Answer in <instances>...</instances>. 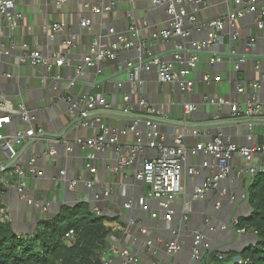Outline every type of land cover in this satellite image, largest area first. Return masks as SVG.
<instances>
[{
  "label": "crops",
  "instance_id": "1",
  "mask_svg": "<svg viewBox=\"0 0 264 264\" xmlns=\"http://www.w3.org/2000/svg\"><path fill=\"white\" fill-rule=\"evenodd\" d=\"M107 1L66 0L62 3L59 0H17L10 8L17 18V24L14 26L2 23V15H0L1 40L6 47L14 44L10 49L11 55L8 58L10 62H0V116L11 117L10 122L0 131L5 134L14 133L31 123L41 125L46 132L58 138L52 143L56 153L49 156L41 152L44 148L42 141H33L31 144L28 143L29 145L26 142L22 145H14L16 151L14 163L27 165L30 155L36 157L35 167L42 172L41 175L35 176L28 173L26 177V192L29 199L23 198L15 189L17 177L10 174L13 164H10V160L6 158L0 146V178L7 180L5 183L0 182V204L5 205L9 210L11 227L16 234L33 235L43 222L53 219L63 207L72 208L84 202L89 193L94 197L93 192L103 186L107 189L109 197L96 203H99V210L105 217L104 223L110 229L101 254L103 259L110 260L109 264H122V258L112 253L113 246L126 247L132 252L138 259L132 264H195L189 250L193 238L188 234L189 231L204 235L203 238L208 246L211 248L217 246L227 254L226 257L218 258L213 257L216 250L207 252L202 263L233 264L232 257L248 246L251 242L248 235L252 232L238 233L232 228L221 227L222 220L227 219L229 215L230 221L246 218L251 213L252 208L245 197L246 191L248 192V174L243 170L253 165L259 166L263 169L261 173H264V155L255 154L249 162L234 155L229 164L231 177L220 181L217 187L206 191L203 197L193 199L195 188L200 186L205 176L212 172V165L204 166V162L209 161V157L202 153L199 155L192 153L190 150L197 142H205L209 137L216 136L218 132L225 134H217L222 136L224 141L238 145L264 144V87L253 90L250 86L251 81L258 79L264 71V28L257 27L256 17L253 14L245 13L242 17H237L232 25L227 21L220 38L209 49L205 47L201 50L183 49L180 45H173L174 38H178L182 44L186 43L185 45L188 46L191 38L199 43L206 36L204 22L209 18H222L228 12L242 9L243 3L239 0H202L186 4V9L195 15L193 22L186 20L183 25L185 31L189 32L190 38L183 39L179 34H174L168 41H161L150 38V34L153 29L169 26L170 18L164 6L153 5L151 0L132 2L116 0L112 10L106 14L93 13L83 7L86 2L98 5ZM256 3L259 7H264V0H256ZM128 11L131 15H128ZM86 18H89L90 23L86 26L81 25V21ZM58 21L64 22L65 27L55 32L54 38L51 39L50 26ZM107 23H110L116 33L121 34L128 33V27L134 26L137 30L135 36L137 43L141 46L149 45L150 50L159 58L172 59L174 54H181L182 60L174 62L176 69L186 65L185 52L190 55L198 54L196 66L188 75L193 80L192 88L184 92L178 85L160 83L155 69H150L140 73L138 84L141 85V91L134 97L128 81L126 65L128 62H136L140 59L141 52L136 47L121 50L116 58L101 63L99 73L88 67L78 72L76 65L88 52L91 39L100 31H104ZM233 31L238 34L234 39L230 36V32ZM73 33L77 35L75 45L67 54L68 57L66 55L64 64L51 72L47 73L42 65L33 66L17 62L20 55L31 49H36L47 57L58 55L63 47L62 40ZM110 37L105 36L102 41L107 45ZM24 43L28 44V48L23 47ZM216 54L222 57L221 60L211 62L210 57ZM234 56L243 60L234 62L232 58ZM236 63L240 64L238 68L235 67ZM8 72L11 73L9 77L6 76ZM55 73L61 76L58 85L52 83L51 77ZM43 75L46 77L42 80ZM205 75H208L207 81L204 80ZM215 77L219 79L215 80ZM71 80H74V83L70 86ZM238 86H243L244 91L239 92ZM68 92L74 98L83 92L104 95L112 108L117 107V110L98 107L94 112L97 111L96 113L101 115L104 123L114 127H122L123 124L130 123L129 116L116 113L119 111L118 107L122 105L124 95L132 94L130 97H134L130 99L132 105L128 112L131 113L139 109L137 98L145 97L157 109L156 118L160 123L157 139L162 137L167 143H170L173 123H180L187 118L188 128L198 129L200 134L192 135L187 130L183 137L186 148L182 161L183 191L170 203V208L173 210L171 219L164 217L155 219L151 216L150 210H160L158 202L148 197L146 185L134 177V171L153 154V150L147 145L149 130H142L140 127L142 151L136 153L134 163L123 171H115L113 166H108L111 161V150L107 152V157L102 155L98 157L94 155L93 149L77 142V139L85 140L94 136L97 130L93 126L74 129L69 123L70 111L58 105L60 101L64 102L63 96ZM252 92L255 94V101L263 105V111L254 119L253 127L249 132L251 138L245 133L243 126L247 117L232 116L231 106L227 103L220 107H211L206 99V96H219L239 104L244 109ZM21 101L25 103L30 113V123L24 122L18 113V105ZM191 104H195V108L187 113L186 110ZM213 108L216 111L215 117H213ZM231 119L237 120L236 125L230 124ZM209 129L213 136H208ZM135 141L136 136L129 133L120 139L119 147L126 153ZM46 144V147L50 146L48 142ZM28 149L31 151L30 154ZM87 162L95 168L94 172L85 166ZM81 165L82 171H80ZM2 167L6 168L2 170ZM189 168L195 169L196 172L188 173ZM61 171H64V174ZM79 172L88 173L92 177L91 189L84 182H78L68 187V190L65 185H58L59 181L71 182ZM221 197H225L226 201H222ZM129 201L135 202L136 205L124 208V204ZM35 202L42 203V206L36 205ZM139 202L146 203L150 210L141 209ZM177 213H179V221L175 223ZM208 223L214 227L210 228ZM156 228L163 229L164 232L168 231L166 234L171 239L175 234L180 237L184 234L186 243H182L180 251L175 255H168L165 249L168 240L162 246L158 244ZM137 240L140 243L138 249H135L130 244ZM153 242L159 247L157 253L150 255L148 248Z\"/></svg>",
  "mask_w": 264,
  "mask_h": 264
},
{
  "label": "built area",
  "instance_id": "2",
  "mask_svg": "<svg viewBox=\"0 0 264 264\" xmlns=\"http://www.w3.org/2000/svg\"><path fill=\"white\" fill-rule=\"evenodd\" d=\"M17 0H0V15L8 22L9 26H14L17 24V18L14 16L13 12L10 8L14 5ZM60 2H65L66 0H59ZM133 0H130L132 2ZM202 0H151L153 5H162L165 7L166 13L169 15V26L166 28H158L154 29V31L150 34V38L154 40L168 41L170 37L174 34L179 35H189V32L185 31L183 25L184 22L195 20V15L193 12H189L186 9V4L191 2H201ZM238 1V0H237ZM243 3V8L235 11L228 12L222 18H217L209 23L210 31L208 33V37L205 41H200L196 43V50H201L204 47H210L215 41L220 38V34L222 29L224 28V24L229 22V24H233L237 17H242L245 13L253 14L256 17V25L258 28H264V7H259L256 3V0H239ZM116 4V0H108L102 4H90L84 3L83 7L85 9L91 10L93 13L97 14H106L110 12L113 6ZM128 15H131V12H127ZM19 16V15H16ZM90 23L89 18H86L81 21V25L86 26ZM65 27V23L58 21L54 22L50 26L49 38L53 39L55 36V32L61 31ZM110 34L114 33V29L110 28ZM233 36H237V32L233 31ZM118 40L114 43H111L107 48H96L98 46V42L94 41L88 52L82 57V62H84L85 67H92L99 62L106 61L108 59L116 58L121 50L128 49L131 47H136L142 55L144 56L143 60H138L136 62H128L126 65L127 73H128V81L132 87L133 96H138L137 94L141 91V85L138 84L140 73L144 71H148L150 69H155L158 77V81L163 84L169 85H178V87L184 91H189L193 86V80L188 77L191 70H193L196 66V62L198 61V54L190 55L189 60L185 59L186 65L182 68L176 69L174 62L177 60H182L181 54H174L172 59H161L156 55H151L149 50H140V46L135 40V36L137 34V30L134 26H130L128 28V33L121 34L118 33ZM235 38V37H234ZM77 41V35L75 33L70 34L67 38L62 40V50L59 51L58 55H50L43 56L40 51L36 49H31L27 53H23L17 59L18 63H27L30 65H42L47 73L51 72L54 68H58L64 64L66 55L70 53L72 47L75 45ZM14 45V44H13ZM13 45H10L8 48L5 47L4 43L0 37V53L9 54ZM24 48H28V44H23ZM4 50V51H3ZM68 57V55H67ZM211 62L220 61L221 57L219 55H212L210 57ZM243 60L239 58L238 61ZM84 67V68H85ZM238 68V63L235 65ZM83 67L79 66V63L76 65L77 71H82ZM101 71V65L97 72ZM11 73L8 72L6 76H10ZM47 75V74H46ZM46 76H41L43 80ZM52 78V83L58 85V81L61 76L58 73H55ZM219 77H215V80H218ZM204 80H208V75L204 76ZM74 80L70 81V86L73 85ZM120 84V83H119ZM250 86L253 90L259 89L261 86L264 87V71L261 72L260 77L256 80L251 81ZM238 91L243 92L244 87L238 86ZM135 94V95H134ZM132 95V94H130ZM130 95H124L123 102L120 108H124V111L127 113L131 108V102H128L131 97ZM64 102L68 103L72 109H77V113H72L70 109V115L73 117L78 116L77 127H88L89 121L91 126H93L97 133L85 140L77 139V142L80 144H84L91 149L106 151L107 149L114 151L117 155L116 164L109 165L115 168V171L120 170L123 171L124 168L129 167L134 163L135 155L139 151H142V136L140 133V127L142 130H149V140L148 147L153 150V154L146 158L140 168L134 171L135 179L139 180L141 183L146 185L148 191V197L152 200L158 202L160 210H150L146 203H138L143 210H150L151 216L153 218L164 217V219H171V215L173 214V210L170 208V203L174 201V199L182 193L183 191V183H182V161L185 157L186 148L183 144V137L187 130L190 131L192 135H198L200 132L195 127L188 128V126L183 125L180 127L178 131L170 136L171 144L164 142V139H157V134L159 133L158 129V119L156 118L157 109L156 106L150 102L145 100L143 97H138L137 101L139 102L140 112L137 113L136 117L131 118L130 123L122 128V127H114L112 125H108L103 122V119L100 114L94 112L98 107L103 109H111V104L107 102L106 98L102 95H94L89 92H83L78 95V98H74L71 93H66L63 96ZM207 103L215 104V106L220 107L223 104H230L231 106V114L234 117H238L240 115H244L247 117V124L249 129H252L254 124V119L259 117L263 111V105L259 102L255 101V94L252 92L250 99L248 100L246 107L244 109L237 103H232L228 99H222L221 97H207ZM4 104V103H3ZM195 108V104H191L188 106L186 110L187 113L191 112ZM18 113L21 119L30 123L31 116L29 111L27 110L25 103L21 101L18 105ZM135 113V112H134ZM11 120L10 115H2L0 116V129L3 128L5 124H8ZM186 123V122H184ZM133 133L136 136L137 144H133L129 151L124 153L119 147V141L125 135ZM162 133L160 134V136ZM249 138H251L248 133ZM55 135L49 134L41 125H32L31 123L26 128H20L14 133L5 134L0 131V146L2 147L6 158L10 160V164L12 165V169L10 170V174L16 175L17 180L15 183V189L22 195L23 198L29 199V195L26 192V177L29 173L31 176L41 175L42 172L38 171L35 167L36 157H28L27 165H19L14 163L16 158V151L14 149V145H22L23 143H29L33 141H42L50 146L46 147L42 152L43 155L49 156L56 153L54 149L53 141H56ZM107 141V142H106ZM28 144V145H29ZM47 145V144H46ZM192 153H202L205 156L210 158V161H205L204 166L212 165V172L205 177L200 186L195 188L193 193V199H197L203 197L204 193L209 189H213L217 187L223 179L231 177L230 174V161L234 155H238L243 158L245 161L249 162L253 159L255 154L264 155V144H235L228 141H224L222 136L216 135L213 137H209V140L203 142H197L196 145L190 150ZM113 153V152H112ZM30 154V153H29ZM40 154V153H39ZM91 171H95V168L91 165V163L87 162L85 165ZM6 167H2L4 170ZM243 171L248 174L247 178V186L254 181L256 175L261 173L263 169L259 166L249 165ZM242 171V173H243ZM196 170L193 168L188 169V173H195ZM64 174V171H61ZM123 173V172H122ZM230 174V176H229ZM6 178H0V182H6ZM83 180L73 179L71 182H68V187H72L73 185L78 184V182H82ZM93 180L84 182L87 184L88 188L91 189L93 185ZM104 191L102 195L104 197L108 196V191L105 187L101 186ZM219 189V187H218ZM100 194H94L93 201L95 200V205L92 207L91 211L97 215H101L99 210L100 206L96 203V201L100 200L102 196ZM245 197H248V192L246 191ZM89 198H85L84 202L88 203ZM36 205H41L42 203L35 202ZM136 205L135 202L129 201L124 204V208L131 207ZM184 208V207H183ZM182 208V209H183ZM184 210V209H183ZM165 212V213H163ZM183 212V211H182ZM185 219V218H184ZM238 220L233 219L230 221L228 225L222 223L221 227H230L236 230L238 233H245V228L238 227ZM0 223H10V213L8 208L0 204ZM214 226H210L213 228ZM19 237H25L26 235L17 234ZM74 236V232L72 229L66 232V237ZM204 236V235H203ZM203 236L194 231L192 238V248H191V258L195 262L200 258V253L203 248L208 247V244L205 243L203 248H199L201 241L204 239ZM184 238H180L179 235H174V238L169 239L166 242V251L168 255H175L180 251L182 247V243H185ZM112 253L115 255H119L122 258V264H132L136 262L137 257L130 252L126 247L118 248L116 246L112 247ZM226 253L216 252L213 257H226ZM103 264H109L110 260L103 259L101 257ZM240 261V260H239ZM238 261V262H239Z\"/></svg>",
  "mask_w": 264,
  "mask_h": 264
},
{
  "label": "trees",
  "instance_id": "3",
  "mask_svg": "<svg viewBox=\"0 0 264 264\" xmlns=\"http://www.w3.org/2000/svg\"><path fill=\"white\" fill-rule=\"evenodd\" d=\"M248 203L252 211L237 226L256 233L257 240L233 264H264V173H258L249 185ZM104 221L81 202L63 207L33 235L19 237L10 223H0V264H103L101 254L110 232ZM70 229L74 236L68 238Z\"/></svg>",
  "mask_w": 264,
  "mask_h": 264
},
{
  "label": "water",
  "instance_id": "4",
  "mask_svg": "<svg viewBox=\"0 0 264 264\" xmlns=\"http://www.w3.org/2000/svg\"><path fill=\"white\" fill-rule=\"evenodd\" d=\"M2 19V23L4 22V23H7V25H8V22L2 17L1 18ZM216 18H209L206 22H204L203 23V25H205L206 26V36H205V38L203 39V40H201V41H205L206 39H207V37H208V33H209V31H210V27H209V23L211 22V21H213V20H215ZM9 26V25H8ZM110 28H111V25H110V23H107V25L105 26V29H104V31H100L98 34H96L95 35V37L94 38H92L91 39V44L94 42V41H97L98 42V46L99 47H96V48H105L107 45L109 46L111 43H114V42H116L117 40H118V36H119V34L118 33H116V32H114L113 34H110L109 32V30H110ZM129 28V27H128ZM154 31V29L151 31V33ZM126 34V33H125ZM124 34V35H125ZM111 36L110 37V41H109V43L106 45L102 40H103V38L105 37V36ZM181 37H183V39H188V38H190L189 37V35H186L185 37L183 36V35H180ZM230 36H231V38L232 39H234V36H233V33L232 32H230ZM190 40V45L188 46V45H185V44H182L181 42H180V40L178 39V38H174L173 39V45H180V48H189V50H195L196 49V44H195V39H193V38H191V39H189ZM192 42V43H191ZM91 44L89 45V49H90V46H91ZM6 47V46H5ZM141 48H140V50H142V51H144V50H149L150 51V54L151 55H155V53L152 51V50H150V48H149V45H146V46H140ZM6 48H8V47H6ZM107 48V47H106ZM148 48V49H147ZM205 49H209V47H205ZM4 51V50H3ZM11 50L9 51V54H4L3 52H1L0 53V62H10L9 61V57H10V55H11ZM244 54H247V52H244ZM139 56H140V60H143L144 59V56L142 55V52L141 53H139ZM189 58H190V53H186L185 52V59L186 60H189ZM222 58V57H221ZM233 58V60H234V62H238V59H239V57H236V56H234V57H232ZM161 59H164V60H166V59H168V57H164V58H161ZM107 61V60H106ZM104 62V61H103ZM101 63H102V61L101 62H99L98 64H96V65H94V66H92V67H89V69L91 68V69H93V70H98V68H99V65H101ZM79 66H81V67H85V64H84V62H82V61H80L79 62ZM240 66V64H238V67ZM104 85V84H103ZM0 87H1V85H0ZM102 95V94H101ZM103 97H104V95H102ZM131 97H133V96H131ZM75 98H78V96H76ZM134 98V97H133ZM145 100H147L145 97H143ZM216 98H219V96H217ZM148 101V100H147ZM62 101H60V103L58 104V105H60L62 108H64V109H70V111H72V113H77V109H72L71 108V106H69V104L68 103H64V102H62ZM128 102H130V100L128 101ZM132 103V102H131ZM208 105H210L211 107H216L215 106V104H209L208 103ZM119 108V111L118 112H116L117 114H119V115H121V116H129L130 117V121H131V118H135L137 115V113H139L140 112V110H136V112L135 113H127L126 111H124V108H120V107H118ZM111 109H114V110H117V107H114V108H112V106H111ZM214 109V108H213ZM215 115H216V111H215V109H214V115H213V117H215ZM217 118V117H216ZM78 116L76 117H73L72 115H70V120H69V123L70 124H72L74 127V129H77V121H78ZM231 123L230 124H232L233 126H234V124L236 125V123H237V120H232L231 119ZM243 121V120H242ZM184 122H186V123H184ZM246 122H247V120H246ZM245 122V124L243 125L244 127H245V133H249L250 132V129H249V127H248V124ZM89 125L91 126V124H90V121H89ZM128 124H123L122 125V128H124V127H126ZM183 125H185V126H188L189 127V125H188V123H187V118H185L184 120H182V122H180V123H173L172 125H171V133H170V135H172V134H174L176 131H178L179 130V128L180 127H182ZM192 125V124H191ZM159 126H160V123H159V125H158V131H160V128H159ZM179 127V128H178ZM198 127H203V126H199L198 125ZM178 129V130H177ZM208 133L210 134V135H208V136H213L214 134L211 132V129H209V131H208ZM217 134H221V135H225L223 132H218V133H216L215 135H217ZM211 138V137H210ZM107 142V141H106ZM165 142V141H164ZM60 143V142H59ZM165 143H167V142H165ZM43 144H44V148L42 149V151L41 152H43L44 151V149H45V146H46V143L45 142H43ZM171 144V139H170V143H168V145H170ZM28 146H26V148H27ZM28 151H29V153H31V151L28 149ZM93 151H94V155H96V156H98V157H100V155H102V156H108L107 155V152L109 151V149H107L106 151H101V150H96V149H93ZM41 152H39V153H41ZM111 152H113V153H111V161L109 162V164H108V166L111 164V165H115L116 164V157H117V155L114 153V151H111ZM200 154V152H198V155ZM209 161H210V158H209ZM82 169H83V167H82V165L80 166V171H82ZM207 176H210V175H206L205 177H207ZM229 176H230V174H229ZM74 179H76V180H83L82 182H86V181H90V180H92V177L88 174V173H81V172H79V174H78V176L77 177H73ZM58 185H65L66 187H67V189L66 190H68V183L67 182H61V181H59L58 182ZM103 191H104V189L103 188H99V189H96L94 192H93V194H100V195H102V193H103ZM89 193V192H88ZM109 197V195L108 196H106V197H104V195H102L101 197H100V201H102V200H104V199H106V198H108ZM88 198H89V201H88V205H89V207H90V210L92 209V207L95 205V202L93 201V195L92 194H90L89 193V196H88ZM221 199H222V201H226V198L225 197H221ZM247 199H248V197H247ZM98 205H99V203H97ZM182 209V208H181ZM126 211H128L127 209H126ZM129 213V212H128ZM178 215H179V213H177V218H176V220H175V223L177 222L178 223V221H179V217H178ZM209 215V214H208ZM205 216V215H204ZM174 222V221H173ZM222 222L224 223V224H226V225H228L229 223H230V215L228 216V218L226 219H223L222 220ZM156 223V222H155ZM186 223V222H185ZM158 224V223H157ZM210 225V223H208V226ZM210 226H213V225H210ZM230 228V227H229ZM166 232H168V231H163V229H159V228H156V242L158 243V244H160L161 246H162V244H164V242H166L167 240H169V239H171V237H169V235H167L166 234ZM188 234H191V236H193V233H192V231H189V233ZM184 237V234L183 235H181V237L180 238H183ZM248 237L251 239V242L248 244V245H250V244H254L255 242H256V240H257V234L256 233H254V232H252L251 234H249L248 235ZM141 239L144 241V239H143V237L141 236ZM183 240H185V239H183ZM140 242H139V240H137L136 242H134V243H132V244H130L131 246H133V248H135V249H138L137 247H138V244H139ZM186 243V242H185ZM205 243H207L206 242V240L205 239H203L202 241H201V243H200V245H199V248H200V250H201V248H203V245L205 244ZM158 245H156V244H154V242H153V245L152 246H150V248H148L149 249V251H148V253L151 255V254H155V253H157L156 252V250L158 249ZM187 246H185V248H186ZM190 247V248H189ZM189 247H187V248H189V250H191V248H192V245H190ZM147 249V250H148ZM213 250H216V252H219V253H226V252H224L223 250H221V249H219V247H214V248H211L210 246H208V247H206V248H203L202 250H201V253H200V258L197 260V261H195V264H200L203 260H204V257H205V255L207 254V252H210V251H213ZM227 251V250H226ZM240 258H241V255H240V252L238 251L237 252V254L236 255H234L233 257H232V260L234 261V262H237V261H239L240 260ZM162 260H160V262H161Z\"/></svg>",
  "mask_w": 264,
  "mask_h": 264
}]
</instances>
